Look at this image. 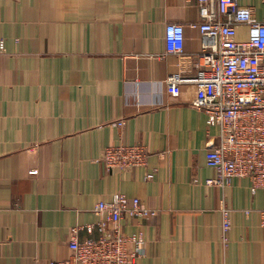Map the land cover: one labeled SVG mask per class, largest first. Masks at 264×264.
Segmentation results:
<instances>
[{
  "label": "crops",
  "instance_id": "1",
  "mask_svg": "<svg viewBox=\"0 0 264 264\" xmlns=\"http://www.w3.org/2000/svg\"><path fill=\"white\" fill-rule=\"evenodd\" d=\"M238 1L264 19V0ZM198 21L194 0H0V264L67 259L72 228L95 223L94 205L115 193L156 210L121 220L142 232L139 264H264V189L206 184L218 129L191 105L193 84L166 92L169 75L195 74ZM168 22L183 25L180 52L166 51ZM134 143L147 165L106 172L103 148Z\"/></svg>",
  "mask_w": 264,
  "mask_h": 264
},
{
  "label": "built area",
  "instance_id": "2",
  "mask_svg": "<svg viewBox=\"0 0 264 264\" xmlns=\"http://www.w3.org/2000/svg\"><path fill=\"white\" fill-rule=\"evenodd\" d=\"M194 1L199 21L193 26L201 36L196 71L191 77L169 75L166 92L178 97L181 84H193L191 105L203 111L209 125L218 129L205 155L206 164L215 169L216 176L206 184L223 188L232 177H243L250 180L251 191L264 189V19L258 20L253 8L240 5L238 0ZM240 23L247 26L243 40L236 39V25ZM164 37L167 52H180L183 25L166 23ZM0 47L3 49V45ZM124 123L119 120L113 124ZM147 159L148 151L140 143L106 146L99 157L106 172L145 167ZM154 172L146 173V178L151 179ZM93 212L98 216L95 223L72 228L70 256L47 264H139L144 254L142 232L124 233L121 220L125 215L152 217L156 210L136 197L115 193L108 201H98ZM220 212L226 241L230 209L221 205ZM80 230L96 232L97 236L80 239Z\"/></svg>",
  "mask_w": 264,
  "mask_h": 264
}]
</instances>
